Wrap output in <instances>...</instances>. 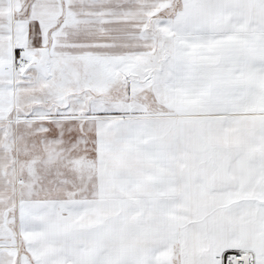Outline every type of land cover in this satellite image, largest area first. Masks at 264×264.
<instances>
[{"label": "snow or ice", "instance_id": "1", "mask_svg": "<svg viewBox=\"0 0 264 264\" xmlns=\"http://www.w3.org/2000/svg\"><path fill=\"white\" fill-rule=\"evenodd\" d=\"M0 264H264V0H0Z\"/></svg>", "mask_w": 264, "mask_h": 264}]
</instances>
